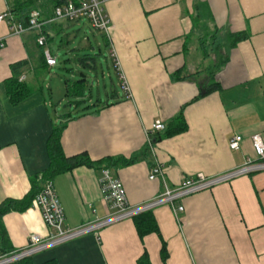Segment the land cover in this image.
Here are the masks:
<instances>
[{"label": "crops", "instance_id": "crops-1", "mask_svg": "<svg viewBox=\"0 0 264 264\" xmlns=\"http://www.w3.org/2000/svg\"><path fill=\"white\" fill-rule=\"evenodd\" d=\"M7 10L10 0H0V15ZM106 14L108 50L102 34L91 29L103 40L98 55L83 22L45 25L52 47L74 51L63 62L81 67L68 69L79 78L64 83L85 82V102L65 95L71 110L56 122L41 81L45 72L59 67V54L51 48L57 66L46 68L37 35L16 36L0 22L5 43L0 50V206L41 191L55 129L61 130L67 158L86 154L96 163L126 162L82 166L52 179L68 229L107 215L99 184L105 167L122 182L128 202L139 205L159 196L165 183L176 187L197 174L211 178L243 166L255 158V135L264 144V0H107ZM198 23L225 46L222 64ZM237 35L245 37L236 43ZM22 61L27 66L13 72L12 65ZM14 77H25L31 91L16 105L6 91V81ZM200 81L218 88L198 99ZM181 114L187 131L172 137L153 134L151 147L153 124L168 126ZM235 136L243 141L232 151ZM155 164L164 170L165 183L148 179ZM182 205L180 222L168 206L153 211L158 234L141 238L134 220H128L37 254L28 264H138L146 253L151 264H264V171L194 194ZM0 221L4 250L23 249L30 237L54 233L33 201L24 212H10Z\"/></svg>", "mask_w": 264, "mask_h": 264}, {"label": "built area", "instance_id": "built-area-1", "mask_svg": "<svg viewBox=\"0 0 264 264\" xmlns=\"http://www.w3.org/2000/svg\"><path fill=\"white\" fill-rule=\"evenodd\" d=\"M106 3L107 0L67 1L55 10L54 18L50 21L44 20L40 11L33 10L28 14L26 24L16 21L11 11L7 10L3 15H0V22H6L16 36H21L27 32L35 33L37 35V45L44 48L43 53L47 67L54 68L57 66V59L47 48L45 36L47 22L74 23L86 20L94 31L108 36L110 21L106 14ZM4 48L5 43L0 38V50ZM20 81L24 82L25 77H21ZM165 130L166 125L161 121H156L148 134V144L152 147L153 134L162 133ZM251 140L255 158H248L243 166L229 173L211 178L203 174H197L184 179L176 187L166 185L164 170L161 165H153L150 168L148 179L150 181H163L165 183L164 191L156 198L139 205H131L128 202L127 193L122 182L113 177L109 169H103L99 184L102 199L107 208V215L94 223L77 229L64 227L65 214L56 194L53 181H45L42 190L33 201V206L41 213L46 228L52 229L54 233H49L47 238L30 237L29 242L23 249L13 250L7 254L0 252V264H17L86 234L98 233L104 228L134 219L164 206L171 208L175 218L180 222L179 216L184 212L182 201L187 197L211 190L217 185L231 182L236 178L264 171V144L262 138L260 135H255ZM242 141L241 136H235L229 143V149L232 151L239 150Z\"/></svg>", "mask_w": 264, "mask_h": 264}, {"label": "trees", "instance_id": "trees-1", "mask_svg": "<svg viewBox=\"0 0 264 264\" xmlns=\"http://www.w3.org/2000/svg\"><path fill=\"white\" fill-rule=\"evenodd\" d=\"M73 2H78V0H71ZM67 0H10V11L14 15L16 21L19 23L26 24L28 20V14L33 11L37 10L40 11L42 14V17L46 21H50L54 18L55 10L65 4ZM81 22V21H78ZM75 23V22H74ZM72 24V23H67ZM102 34V33H101ZM46 35V34H45ZM103 40H104V50L109 49L108 43L105 41L106 36L102 34ZM245 35H237L236 36V43L243 40ZM47 39V48H52V40ZM44 51V48H42ZM101 52V49H97V55ZM89 57V56H87ZM95 57H97L95 55ZM42 60L47 68L45 59H44V53H42ZM25 66H27L26 62H19L14 65H12L13 72L17 73L19 70L23 69ZM49 69V67H48ZM51 69V68H50ZM53 69V68H52ZM55 69V67H54ZM66 93L65 95L68 98H72L74 100H83L85 102V82H66ZM218 88V85L212 86L209 85V88L206 87H200V94L198 96V99L204 98L209 93H211L214 88ZM6 91L8 94V97L10 98V101L16 105L22 102L24 99H26L30 94L31 91L28 89L25 82H21L19 77H14L6 81ZM188 129V126L184 120L183 114H181L177 119L172 121L168 126H166V130L162 133L157 134H164L167 137L177 136L184 132H186ZM60 132L61 130L55 129L52 133V135L49 138L48 141V153L51 160V165L49 170L44 175V180L48 181L51 180L58 174L71 171L75 168L87 166V167H94L96 165L105 164L107 166H113L117 164H126L124 161H115L112 159H105L100 162H93L90 160V158L86 154H80L74 157L67 158L62 151L61 145H60ZM156 138V137H155ZM157 140V138H156ZM128 164V163H127ZM104 169H109V167H105ZM42 190V189H41ZM40 193V190H34L32 191L23 201H6L0 206V218L10 212H24L27 208H29L32 205V201L37 197V195ZM1 222V221H0ZM134 223L137 229L138 234L141 238L152 234V233H159L158 226L156 224V221L152 215V212L145 213L143 215H140L134 219ZM1 226V225H0ZM1 237L3 239V242L6 241V235L5 232H1ZM13 249H0V252L3 254H7L12 252ZM161 257L163 262H166L167 260V251L165 246L162 248ZM31 260V258L25 259L17 264H28V262ZM138 264H151L150 259L146 254H144L138 261Z\"/></svg>", "mask_w": 264, "mask_h": 264}, {"label": "rangeland", "instance_id": "rangeland-1", "mask_svg": "<svg viewBox=\"0 0 264 264\" xmlns=\"http://www.w3.org/2000/svg\"><path fill=\"white\" fill-rule=\"evenodd\" d=\"M81 22L84 23L83 25L85 26V31L87 34H89L90 40H92L94 47L97 49L98 48L97 45L101 46L103 44L101 34H96V35L93 34V31L91 30L92 28L88 21L82 20ZM197 28L202 30L206 38H208V41L211 46L210 49L213 50L212 53H214L217 59V62H219V64H222L224 57H225V55H223L224 54L223 47L225 46H222L221 48V45L217 42L216 39H214V36L211 37V32L207 30V28H205L204 25L198 23ZM56 45H57L56 48L52 47V50L56 55L59 54V58H60L59 67L55 70H50L49 72H45L42 76V81H41V87L42 89H44V96H45L44 98L46 99L49 105L48 110L54 122L58 121L61 116L66 115V113L71 110V108L68 105V99L65 98V83L64 82L67 79H71V78L77 79L79 77L78 75H74V72L73 74H70L67 70L71 68L76 71L77 68L78 69L81 68L79 65L77 66V68H75L73 65L71 64L68 65L67 63L63 62V59L66 58V56L69 55V53L74 54V51H72L73 49L71 50V52H69L67 47L64 46L62 49L58 50V44ZM210 49L209 51H211ZM92 52L95 54L94 51ZM100 80H101L100 88L103 89L105 82L102 80V78ZM201 80H204V79H201ZM200 82H201L200 86L202 88L203 87L209 88V82L207 81L206 82L200 81ZM93 83H95L96 85L95 81ZM109 84H110L109 81L106 80V85L109 86ZM117 86H118L117 87L118 92L122 94L120 85L117 84ZM49 89H51L52 91H49ZM96 91H97V88L95 89V94H96ZM50 92H52V97L50 95ZM52 103L54 104V106H52ZM134 219H131V220H134Z\"/></svg>", "mask_w": 264, "mask_h": 264}]
</instances>
